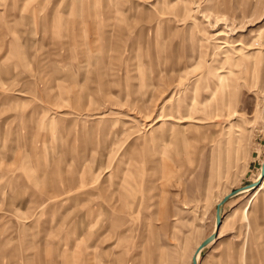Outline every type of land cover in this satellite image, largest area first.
<instances>
[{
    "label": "rangeland",
    "instance_id": "1",
    "mask_svg": "<svg viewBox=\"0 0 264 264\" xmlns=\"http://www.w3.org/2000/svg\"><path fill=\"white\" fill-rule=\"evenodd\" d=\"M264 0H0V264H191L264 161ZM199 264H264V188Z\"/></svg>",
    "mask_w": 264,
    "mask_h": 264
},
{
    "label": "water",
    "instance_id": "2",
    "mask_svg": "<svg viewBox=\"0 0 264 264\" xmlns=\"http://www.w3.org/2000/svg\"><path fill=\"white\" fill-rule=\"evenodd\" d=\"M263 113H264V108H263ZM264 179V162L261 165V177L259 178V180L257 181H253L245 186L239 187L231 192H229L228 194H226L221 201L217 204L216 207V227L214 232H212L209 236H207L203 242L200 244V246L198 247L196 253L193 255L192 257V264H199V257L198 254L200 252H202L207 246H209L210 244H212L218 237L220 234V228L223 224V220H224V216H223V209H224V205L234 196L248 190V189H255L256 187H258L261 182Z\"/></svg>",
    "mask_w": 264,
    "mask_h": 264
},
{
    "label": "bare ground",
    "instance_id": "3",
    "mask_svg": "<svg viewBox=\"0 0 264 264\" xmlns=\"http://www.w3.org/2000/svg\"><path fill=\"white\" fill-rule=\"evenodd\" d=\"M263 108H264V102H263V106H262V112H263ZM263 117H264V113H263ZM263 162H264V161H263ZM260 174H261V172H260ZM260 177H261V175H260ZM260 177H259V178H260ZM259 178H258L257 180H259ZM257 180H255V181H257ZM263 181H264V179H263ZM263 181H262V182H263ZM262 182H261L262 185L260 184L261 187H259V186H260V185H259V186H258L259 188L256 187V188H258V189L255 188L256 190L251 194V196H250L251 198H255V197L259 194V192L264 188V182H263V183H262ZM248 190H250V189H248ZM246 191H247V190H246ZM244 192H245V191H244ZM224 224H225V223H224ZM215 227H216V226H215ZM213 232H214V231H213ZM202 242H203V241H201V242L196 246V248H195V250H194V252H193V255L196 253L198 247L200 246V244H201ZM193 255H192V257H193ZM200 256H201V252L198 254L199 259H200ZM192 257H191V264H192Z\"/></svg>",
    "mask_w": 264,
    "mask_h": 264
},
{
    "label": "crops",
    "instance_id": "4",
    "mask_svg": "<svg viewBox=\"0 0 264 264\" xmlns=\"http://www.w3.org/2000/svg\"><path fill=\"white\" fill-rule=\"evenodd\" d=\"M262 163H263V162H262ZM260 175H261V174H259L258 177H260ZM257 179H258V178H257ZM257 179H256V180H257ZM263 182H264V181H263ZM263 182H262V183H263ZM261 185H262V184H261ZM261 185H260L259 187H261ZM259 187H258V188H259ZM258 188H256V189H258ZM256 189H255V190H256ZM255 190H254V191H255ZM247 191H248V190H247ZM254 191H253V192H254ZM242 193H243V192H242ZM227 194H228V193H227ZM253 199H254V198L249 197L248 202H247V204H246V206H245V210L249 208V206H250V204H251L250 202H252ZM220 201H221V200H220ZM224 222H225V220H223V224H224ZM223 224H222V226H223Z\"/></svg>",
    "mask_w": 264,
    "mask_h": 264
}]
</instances>
